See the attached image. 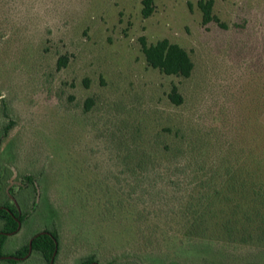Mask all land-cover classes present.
Returning a JSON list of instances; mask_svg holds the SVG:
<instances>
[{
    "label": "rangeland",
    "instance_id": "374dc122",
    "mask_svg": "<svg viewBox=\"0 0 264 264\" xmlns=\"http://www.w3.org/2000/svg\"><path fill=\"white\" fill-rule=\"evenodd\" d=\"M198 2L154 0L144 17L142 0H0V174L30 183L2 254L46 229L54 264H264L253 197L206 205L200 186L238 163L264 171V0H212L208 23ZM141 38L184 48L191 76L151 68ZM142 154L148 170L125 172ZM227 230L263 234L242 245Z\"/></svg>",
    "mask_w": 264,
    "mask_h": 264
},
{
    "label": "trees",
    "instance_id": "16d2710c",
    "mask_svg": "<svg viewBox=\"0 0 264 264\" xmlns=\"http://www.w3.org/2000/svg\"><path fill=\"white\" fill-rule=\"evenodd\" d=\"M199 8L202 11V21L204 23H208L210 21H215L218 22V18L212 14V0H199L198 2ZM142 14L144 17L149 16L153 12V7H154V0H142ZM141 50L144 55L146 63L151 67L159 72L166 74V75H174L176 77L184 78L187 79L188 77L191 76L193 69H194V64L193 61L189 55V53L179 46L176 43H172L168 41L167 39H161L158 40L155 43L147 44L143 38H141ZM58 66L65 65V59L59 58L57 62ZM168 98L169 100L175 104V105H180L183 101L182 95L179 91L178 85L177 84H172L171 89L168 93ZM87 107V106H86ZM11 127V124H7L4 126V131L6 132L9 130ZM248 157V156H247ZM135 163L132 164V167L130 170L124 169L125 172L135 174L137 172H141L148 170L147 169V160L144 158V154L142 156H139V158L135 157ZM246 160V159H245ZM259 161L255 162L253 166H249L250 170H248V166L244 165L246 170L241 171V163L235 167H229L227 168L225 175H227L226 180L223 181L222 187H212L211 184H209V181H202L200 183V186H204V183L206 182V187L208 188V191L204 193V196H201L203 198V201L206 200V205H211L213 204V200L215 199L216 196H221L223 200L227 199L228 195H232V199L235 197H253L254 199V206L258 207L256 208L257 216H261L264 218V179H252L253 177L257 178V174L259 173V170L262 168V163H258ZM251 165V163H250ZM264 165V164H263ZM122 167V166H121ZM255 167V168H254ZM247 171V172H246ZM249 171V172H248ZM255 171V172H254ZM261 176L263 174L264 177V171L262 169L260 170ZM252 175V177L249 179L247 177H241L237 178L236 176L243 175L246 176ZM138 181V180H136ZM135 181V184H136ZM142 182V181H141ZM155 182V181H154ZM154 182H149L150 186L156 187V183ZM140 184V181L137 183V185ZM250 193L245 195V191ZM226 193V196L223 195V193ZM228 194V195H227ZM234 197V198H233ZM227 202V201H226ZM203 205V204H202ZM190 206H188L189 208ZM191 209V210H190ZM189 212L192 214L193 219L192 223L194 221L197 222L198 218H201V211L199 212L197 208H189ZM203 210V209H202ZM263 210V212H261ZM12 213H9L3 209H0V221L2 222L1 230L2 233L0 234V246L3 243V241L6 238L5 233H16L19 228H18V222L23 221L25 216L17 214L14 210L11 211ZM195 215V216H194ZM234 215V214H232ZM258 220V223H261V220ZM263 221V220H262ZM260 227L257 229L258 232ZM247 230H233L231 231H222L223 238L227 237L229 239H235L238 240L239 244H252L249 243L252 240H255L258 238H261V235L263 234V231L260 233H255L259 235H252L251 232L246 233ZM226 239V238H225ZM231 239V240H232ZM56 246H57V236L56 233L53 231H48V232H42L36 234L32 240H31V251L36 252L40 254L44 259H45V264H48L50 259L53 256L54 251L56 252ZM28 250V244H25L23 247L18 250L16 254L18 255H23L27 252ZM56 256V253L54 255V258ZM9 262H16L13 259H9ZM92 262V258H87L83 261H81L79 264H90Z\"/></svg>",
    "mask_w": 264,
    "mask_h": 264
},
{
    "label": "flooded vegetation",
    "instance_id": "af4514ba",
    "mask_svg": "<svg viewBox=\"0 0 264 264\" xmlns=\"http://www.w3.org/2000/svg\"><path fill=\"white\" fill-rule=\"evenodd\" d=\"M12 178H13V175L11 173H9L8 169H3L1 171V174H0V209H3L9 213H12L11 211L14 210L17 214L23 215L21 208H20V205H18V203H14V197H13L14 189H21L22 187L27 186L30 183H26L23 185L22 184L16 185V188H15L14 186H11V183L13 182ZM10 187H12V190H10ZM16 192H17V190H16ZM24 216H25V214H24ZM21 223H22L21 221L18 222V228H19ZM1 226H2V222L0 221V234L2 233ZM48 231L49 230L41 229V230L35 232L31 236V238L27 241V243H25V244H28V250L23 255H18L16 253L19 252L18 250H20V248L23 247L25 244L22 245L20 248H17L16 250H14L10 254H2L1 248L5 243V240H4L0 246V259H4L6 261H8L9 259H13L17 262V261H20V260H23L25 258L30 257L33 253H36V252L31 251V240H32V238L38 233L48 232ZM5 234H6L5 236L7 238V236L12 234V233H5ZM55 253L56 252L54 251L53 256L50 259L48 264H54ZM43 260H44V264H45V259L43 258ZM90 264H97V263L95 262L94 259H92V262Z\"/></svg>",
    "mask_w": 264,
    "mask_h": 264
}]
</instances>
